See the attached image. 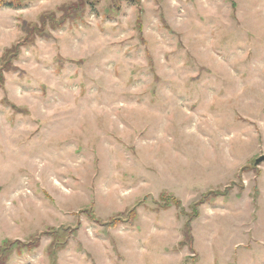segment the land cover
<instances>
[{"label":"rangeland","instance_id":"1","mask_svg":"<svg viewBox=\"0 0 264 264\" xmlns=\"http://www.w3.org/2000/svg\"><path fill=\"white\" fill-rule=\"evenodd\" d=\"M88 1L0 7L8 264H264V0Z\"/></svg>","mask_w":264,"mask_h":264},{"label":"trees","instance_id":"2","mask_svg":"<svg viewBox=\"0 0 264 264\" xmlns=\"http://www.w3.org/2000/svg\"><path fill=\"white\" fill-rule=\"evenodd\" d=\"M32 0H0V7H11V8H16V9H20L25 7L28 3H30ZM89 1L88 0H84V2H81V4L78 6L79 8L73 9L72 6V11L71 8L68 7V11L69 14L68 19L70 20H80V18L82 19V16L84 15L83 11H86V7H87V3ZM92 5L93 9H96L94 4H90ZM79 9H82L81 13L78 14L77 12L79 11ZM63 12L65 11L64 9L62 10ZM40 23H30L28 24V26H23V30L26 33V44L25 45H31L34 44L35 39H37V37L39 36H43L44 34V30L45 28H43V24H45V18L42 16ZM64 20L58 19V20H52L51 24L54 27H57L59 25H61V23ZM4 59H2L3 61ZM7 65V67H10V64H5ZM11 70V69H8ZM2 79V78H1ZM161 198L164 202V206H168L171 205V201L174 200V197H169L166 196L165 194L161 195ZM214 199V198H212ZM175 202H177L176 204H178L179 206L181 205V202L179 200H174ZM208 200L205 198L204 200L200 201V203H204L207 202ZM201 204H196L192 206L193 212L192 215L194 218L198 217L200 214L199 211V206ZM136 213V210H132V214ZM132 216V215H131ZM133 217V216H132ZM193 218V219H194ZM120 217H115L112 218L108 221V225H117L120 221H122ZM127 220V218L125 219V221ZM50 235L52 236V242L50 244V249H51V254L54 256L56 254L57 251H59L60 249L65 247V242L62 241V236L60 235L58 230H53L50 232ZM186 240H190L191 242L193 241V237L191 236L190 232H187L185 234ZM38 239V238H37ZM39 244V241L35 239V241L28 243H21L20 241H10V240H5L2 243V246L0 247V264H8L11 256L14 252L17 253V255H21L23 252V249H27V250H32L35 247H37Z\"/></svg>","mask_w":264,"mask_h":264},{"label":"water","instance_id":"3","mask_svg":"<svg viewBox=\"0 0 264 264\" xmlns=\"http://www.w3.org/2000/svg\"><path fill=\"white\" fill-rule=\"evenodd\" d=\"M262 162H264V155H261L256 159L255 165H260Z\"/></svg>","mask_w":264,"mask_h":264}]
</instances>
